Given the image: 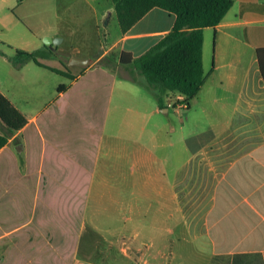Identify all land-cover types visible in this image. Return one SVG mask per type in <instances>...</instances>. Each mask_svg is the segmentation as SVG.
<instances>
[{"label": "crops", "instance_id": "1", "mask_svg": "<svg viewBox=\"0 0 264 264\" xmlns=\"http://www.w3.org/2000/svg\"><path fill=\"white\" fill-rule=\"evenodd\" d=\"M232 1L204 29V85L184 109L161 108L134 66L101 63L157 44L175 23L161 8L106 40L114 4L94 7L92 51L75 55L91 63L70 64L79 71L5 58L0 93L27 122L9 134L0 121V264H83L95 189L127 210L113 212L112 235L137 262L264 264V0ZM43 36L58 58L63 31Z\"/></svg>", "mask_w": 264, "mask_h": 264}, {"label": "rangeland", "instance_id": "2", "mask_svg": "<svg viewBox=\"0 0 264 264\" xmlns=\"http://www.w3.org/2000/svg\"><path fill=\"white\" fill-rule=\"evenodd\" d=\"M56 1L58 2L54 0H0L1 79L12 78L8 74L13 69L5 58H12L15 49L21 44L27 47L24 50L33 51L36 46L33 43L29 44V41L38 42L42 37L43 30L52 26H58L66 37L65 42L60 44V56L56 59L38 56L37 59L45 65L53 67L59 73H66L67 69L71 68L74 71L80 70V67L70 64L73 58L76 57L75 55L83 56L92 51L93 24L97 20L94 7L98 9L100 6L105 7L110 3V0ZM11 18H18L20 21L15 19L17 23L15 22L14 25L7 24ZM100 28L108 34L105 36L106 40L114 39L119 30L116 13L110 18L105 17L100 22ZM6 37L12 42H6L4 40ZM46 40L47 37L45 36L41 38L40 50L46 51L47 47H51V45L46 44ZM52 40L56 45L55 39ZM69 57H71V60ZM58 76L63 83L68 82L67 79L63 78V75ZM142 78L146 84L145 77ZM142 88L147 89L146 86ZM92 195L87 215V228L83 236L85 249V262L83 264H143L136 261L135 250L129 243L124 244L117 240L114 245L116 240L113 238L112 232L119 226L112 225V221H114L112 219L113 212L116 211L117 218H120L128 215L127 210L114 207L111 194H104L103 192L97 194L95 189ZM97 195L100 199H97Z\"/></svg>", "mask_w": 264, "mask_h": 264}, {"label": "trees", "instance_id": "3", "mask_svg": "<svg viewBox=\"0 0 264 264\" xmlns=\"http://www.w3.org/2000/svg\"><path fill=\"white\" fill-rule=\"evenodd\" d=\"M118 24L123 33L153 8H161L175 16L172 29L153 47L137 58L121 51L109 54L102 65L118 63L134 66L146 79V87L161 108L176 94H184L187 102L204 85L203 44L204 29L221 23L232 0H112ZM44 50L17 49L12 61L23 65L38 62V56H51ZM264 77V60L260 61ZM0 121L9 134L19 131L27 122L13 104L0 93ZM8 141V134L0 132V148ZM209 264H225L224 258L215 257Z\"/></svg>", "mask_w": 264, "mask_h": 264}, {"label": "built area", "instance_id": "4", "mask_svg": "<svg viewBox=\"0 0 264 264\" xmlns=\"http://www.w3.org/2000/svg\"><path fill=\"white\" fill-rule=\"evenodd\" d=\"M189 106L187 98L184 94H176L174 97L170 98L167 103L168 108L174 109H184Z\"/></svg>", "mask_w": 264, "mask_h": 264}, {"label": "water", "instance_id": "5", "mask_svg": "<svg viewBox=\"0 0 264 264\" xmlns=\"http://www.w3.org/2000/svg\"><path fill=\"white\" fill-rule=\"evenodd\" d=\"M47 45H51L53 43L52 40H50V38H47V40L45 41ZM91 63V60L88 59H80V58H76L74 57L73 60L71 61L72 65H78L81 67H86Z\"/></svg>", "mask_w": 264, "mask_h": 264}]
</instances>
